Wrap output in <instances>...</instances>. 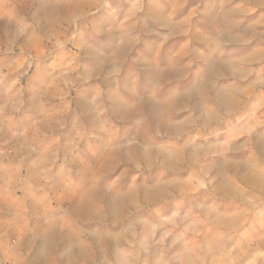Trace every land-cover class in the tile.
Here are the masks:
<instances>
[{"label":"rangeland","instance_id":"rangeland-1","mask_svg":"<svg viewBox=\"0 0 264 264\" xmlns=\"http://www.w3.org/2000/svg\"><path fill=\"white\" fill-rule=\"evenodd\" d=\"M228 3L0 0V264L175 263L180 246L196 247L204 264H264V167L228 168L225 192L204 171L220 160L206 161L216 147L229 163L227 147L245 139L225 146L234 119L203 130L183 121V97L162 101L211 58L233 55L213 18ZM249 129L250 146L264 144L263 110ZM190 149V162H162ZM155 187L167 191L145 203ZM130 191L122 215L74 213L82 198L104 209ZM229 213L233 230L218 218Z\"/></svg>","mask_w":264,"mask_h":264},{"label":"crops","instance_id":"crops-1","mask_svg":"<svg viewBox=\"0 0 264 264\" xmlns=\"http://www.w3.org/2000/svg\"><path fill=\"white\" fill-rule=\"evenodd\" d=\"M227 1L229 3L225 12H216L213 18L215 22L225 24L220 36L227 38L234 51L233 55L224 59L211 58L210 63L191 85L170 92V95L162 101L177 95L183 97L181 102L183 105L179 107H185L189 111L183 121L191 120V127L195 125L203 130L216 129L219 121H230L233 118L232 123H226L225 146L230 145V137L242 136L245 139L232 143L227 149L225 147L226 151L232 153V159L229 163H222L228 164L229 168L264 167V144H253L251 147L249 138L251 113L259 114L263 110L264 114V0ZM168 69L170 67L165 66L162 70L156 71L158 72L156 77L163 79L164 71H169ZM193 69L196 71L199 68L193 67ZM159 73H162V76H158ZM222 100H231L226 110L219 109ZM167 111L169 109L163 111V116L168 119ZM208 117L210 119L203 123L202 120ZM211 134L218 133L212 131ZM204 146L216 147L213 144ZM216 148V151L209 155L211 159L206 161H211L215 157L221 160L219 153L223 155V150ZM255 161L257 163L253 164L252 162ZM248 181V176L241 180L242 183ZM204 215L203 213V217ZM244 215L242 213V217ZM211 217L205 218L211 220ZM218 218L222 220V224L224 223L221 225L223 229L233 230V213ZM211 225L216 226L218 223L212 222ZM178 251L179 257L175 263L169 261L164 264L205 263L204 260H197L200 253L196 251V247L180 246Z\"/></svg>","mask_w":264,"mask_h":264},{"label":"bare ground","instance_id":"bare-ground-1","mask_svg":"<svg viewBox=\"0 0 264 264\" xmlns=\"http://www.w3.org/2000/svg\"><path fill=\"white\" fill-rule=\"evenodd\" d=\"M174 99H175V96H174ZM179 99H181V98H179ZM167 102L166 103H169L168 102V100H166ZM172 101V100H171ZM170 101V102H171ZM174 101V100H173ZM179 101V100H178ZM230 101L231 100H222L220 103V105H219V109L220 110H226L228 107H229V103H230ZM161 102V101H160ZM176 102V101H175ZM154 103H156V102H154ZM159 103V102H158ZM162 103V102H161ZM163 103H164V101H163ZM160 104V103H159ZM170 104V103H169ZM180 104V103H179ZM153 105V104H152ZM161 105V104H160ZM182 105V104H181ZM155 106V105H154ZM173 106H174V104H173ZM159 107V106H158ZM157 107V108H158ZM163 107V106H162ZM148 108V107H147ZM160 108H161V106H160ZM164 108V107H163ZM166 109V108H165ZM154 110V109H153ZM156 110V109H155ZM160 110V109H159ZM147 112V111H146ZM161 112V111H160ZM162 112H163V110H162ZM158 113V112H157ZM158 114H160V113H158ZM162 114V113H161ZM151 115V114H150ZM161 116V115H160ZM153 120H155V118H152ZM210 118L208 117L207 119H203L202 121L203 122H206V120H209ZM152 121V120H151ZM156 121H157V118H156ZM170 123V122H169ZM174 124V123H173ZM167 125H168V123H167ZM172 126V125H171ZM169 127V126H168ZM172 128V127H171ZM170 128V129H171ZM157 129V128H156ZM158 130V129H157ZM171 134H173V133H171ZM143 140V139H142ZM147 143V142H146ZM143 144V143H142ZM141 144V145H142ZM143 145H145V144H143ZM146 148V147H145ZM149 148V147H148ZM189 148V147H188ZM193 149H194V147H193ZM144 150V149H143ZM156 150L154 149L153 150V155H155L156 154ZM145 153V152H144ZM197 153V151L196 150H192V149H190L187 153H186V151H182V150H176V151H174L173 153H170V152H168V153H166L165 152V155L163 156V158H162V162H164L165 164H170V163H172V162H175V161H178V162H180V161H182L183 159H184V157L187 159V161L188 162H190L191 160H192V158L194 157V155ZM186 154V155H185ZM152 155V156H153ZM155 156H157V155H155ZM145 157V156H144ZM142 158V157H141ZM216 158V157H215ZM215 161V160H214ZM209 163V162H208ZM171 166V165H170ZM186 166V165H185ZM192 166H194V165H192ZM183 167V166H182ZM198 167V166H197ZM228 168H229V165L228 164H224V163H222L220 160H218V159H216V161L212 164V165H209V166H207L205 169L206 170H204V171H211L213 174H216L217 175V177L219 178V183H217L218 185L217 186H219V190L220 191H222V192H225L226 190H227V188H228V186H227V181H226V179H227V176L225 175V173H226V171L228 170ZM197 172V171H196ZM203 173V172H202ZM201 173V174H202ZM197 174L198 173H194V174H192L191 176H197ZM177 179V178H176ZM191 180V179H190ZM185 182V181H184ZM190 183V182H189ZM184 184V183H183ZM149 187V186H148ZM184 187V186H183ZM173 189H176L177 190V187L175 186V187H173ZM159 190H163V191H165L166 189H165V187H155V188H150V189H147V190H145L144 192H143V194H141L140 196H141V199L145 202V203H148L149 201H152L153 199H155L158 195H160L159 194ZM181 190H182V188H181ZM167 191V190H166ZM165 191V192H166ZM175 191V190H174ZM110 192V191H109ZM135 191H130L128 194H126V195H123V196H115L114 194V196L115 197H112L108 202H105L106 204H104V209H101L100 208V206H99V204L97 203V201L94 199V201H88V199L87 200H85V199H81V200H79L76 204H75V207H74V213L75 214H78L79 216H81V217H85L86 216V218H90V217H93L94 218V220L95 219H98V220H100V219H102V218H104L105 217V219H106V216H109V214H111V215H114V216H119V215H122V211H124L125 210V206L126 205H129L130 203H132L133 201H132V199H133V197L135 196ZM123 194H124V192H123ZM122 195V194H121ZM137 195V194H136ZM108 196V195H107ZM84 197V196H83ZM99 197V196H98ZM97 197V198H98ZM104 198V197H103ZM98 200V199H97ZM101 200V199H100ZM156 201V200H155ZM159 201V200H158ZM105 211L107 214H105V213H101L102 211ZM72 211V210H71ZM104 215H106V216H104ZM69 216V215H68ZM87 216H89V217H87ZM76 218V217H75ZM112 218V217H111ZM82 219V218H81ZM80 219V220H81ZM136 219V218H135ZM90 221V220H89ZM105 221V220H104ZM108 221V220H107ZM98 222V221H97ZM73 223V222H72ZM104 223V222H103ZM68 224V223H67ZM130 225V224H129ZM138 228H139V226H138ZM147 228V226L145 225H143V227H142V229H143V231L145 232V229ZM58 231V230H57ZM62 232H64V231H62ZM127 232V231H126ZM143 232V233H144ZM55 233H56V231H55ZM88 234V233H87ZM123 234H124V232H123ZM57 235V234H56ZM70 235V234H69ZM73 236V235H72ZM106 236V235H105ZM104 236V237H105ZM101 237V236H100ZM111 237V236H110ZM44 238V237H43ZM97 238V237H96ZM133 238V237H132ZM103 239V238H102ZM118 239V238H117ZM54 240V239H53ZM59 240V239H58ZM105 240V239H104ZM109 240V239H108ZM119 240V239H118ZM124 240V239H123ZM110 241V240H109ZM49 242V241H48ZM50 242H52V241H50ZM59 242H61V241H59ZM101 242V241H100ZM112 242V241H111ZM48 245H49V243H47ZM99 244H101V243H99ZM108 245V244H107ZM111 245V244H110ZM114 245V244H113ZM112 245V246H113ZM45 246H47V245H44V247ZM58 246V245H57ZM72 246V245H71ZM104 246V245H103ZM72 247H74V246H72ZM136 247V246H135ZM67 248V247H66ZM71 248V247H70ZM85 248H86V246H85ZM89 248V247H88ZM88 248H86V249H88ZM140 248V247H139ZM44 249V248H43ZM91 249V248H90ZM101 249V248H100ZM42 250V249H41ZM54 250H55V247H54ZM73 250V249H72ZM93 250V249H92ZM91 250V251H92ZM96 250H97V248H96ZM107 250V249H106ZM71 251V250H70ZM74 251V250H73ZM108 251H109V249H108ZM100 252V251H99ZM43 255V254H42ZM65 256V255H64ZM63 256V257H64ZM111 256V255H110ZM75 256H73V258H74ZM77 257V256H76ZM112 257V256H111ZM72 258V259H73ZM94 258H95V256H94ZM107 258V257H106ZM125 258V257H124ZM42 259V258H41ZM71 260V259H70ZM105 260V259H104ZM65 260H63V262H64ZM72 261V260H71ZM96 261V260H95ZM171 262V261H170ZM43 263V262H42ZM65 263V262H64ZM191 263V262H190ZM46 264V263H45ZM70 264V263H69ZM150 264V263H149Z\"/></svg>","mask_w":264,"mask_h":264}]
</instances>
